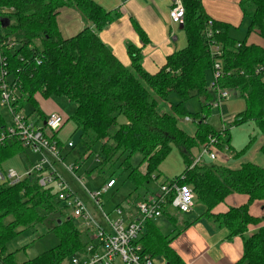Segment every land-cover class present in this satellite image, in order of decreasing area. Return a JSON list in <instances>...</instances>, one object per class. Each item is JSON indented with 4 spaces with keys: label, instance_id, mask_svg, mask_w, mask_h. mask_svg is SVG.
<instances>
[{
    "label": "trees",
    "instance_id": "trees-1",
    "mask_svg": "<svg viewBox=\"0 0 264 264\" xmlns=\"http://www.w3.org/2000/svg\"><path fill=\"white\" fill-rule=\"evenodd\" d=\"M182 1L187 46L169 55L159 72L152 74L142 66L141 49L129 44L131 64L126 67L102 41L100 34L113 16L96 1L0 0L1 41L18 43L15 50L4 45L8 72L22 90L23 106L33 104V111L43 120L46 117L39 109L37 94L63 97L76 105L71 120L82 132L87 157L100 146L97 172L111 169L114 176L118 168L136 189L145 188L161 177L162 162L172 147H177L184 171L164 183L192 186L198 203L206 208L202 217L227 229L228 240H243V256L236 264H264V217L250 211L253 203L264 202V164L244 160L256 143L255 137L250 136L248 146L237 152L228 137L229 130L222 135L207 122L214 97L207 83L213 71L211 40L205 36L207 24L212 21L214 30L219 31L212 39L223 47L225 74L219 82L237 91L245 103L244 112L230 124L253 125L261 139L259 152L264 155V0H239L243 17L249 19L247 34L263 41L258 45L229 36L231 26L213 21L201 0ZM64 9L76 11L85 22L82 31L71 38H65L58 26V15ZM134 28L145 42V33L136 25ZM174 94L180 102L171 104L169 97ZM193 97L202 100L203 114L186 111L185 104ZM167 103L168 110H164L162 105ZM189 116L195 125L192 135L180 127ZM121 117L125 122L120 123ZM3 121L0 112V125ZM65 124L66 120L60 130ZM59 133L54 138L58 139ZM210 136L220 140L214 149L217 158L222 151H229L241 161L233 168L196 163L193 150H201ZM23 153L24 149L16 144L0 147V167ZM235 194L247 197V204L221 214L212 212ZM55 196L53 189L42 188L34 178L13 187L0 186V264H67L65 261L85 250L87 236L76 228L73 219L65 218L54 221L50 229L58 238L56 247L21 262L15 253L8 252L7 244L19 236L20 228L44 222L49 215H63ZM40 211L47 216H41ZM164 214L170 218V214ZM171 221L176 222V218L171 216ZM253 226L256 229L251 231ZM144 229L139 242L150 257H162L167 264H184L173 250L172 241L186 227L176 228L174 238L163 233L156 220L146 222Z\"/></svg>",
    "mask_w": 264,
    "mask_h": 264
},
{
    "label": "built area",
    "instance_id": "built-area-1",
    "mask_svg": "<svg viewBox=\"0 0 264 264\" xmlns=\"http://www.w3.org/2000/svg\"><path fill=\"white\" fill-rule=\"evenodd\" d=\"M173 1L171 19L182 23L185 16L183 1ZM207 26L205 36L211 40L209 52L213 59L211 91L215 93L216 106H220L230 98V90L222 87L219 82L225 74L222 63L223 47L220 42L212 39L219 31L214 30L212 21ZM1 33L0 31V112L7 110L11 119H5L0 125V147L6 144L19 145L25 153H31L32 159L28 160V156L23 153V160L26 161L24 172H17L5 165L0 167V186L13 187L28 178H34L42 188L54 190L56 201L64 206L62 212H69L73 219L79 221L82 232L88 238L85 250L68 259L67 264H155L154 258L145 252L144 246L139 242L145 231V223L164 218V213H190L197 199L193 187L176 182H163L157 193L149 195L140 203L128 202L105 212L103 197L112 188L114 180L106 181L99 190L89 192L84 186V178L77 176L79 164L64 163L61 155L64 145H60V140L54 138L63 126L65 116L52 112L45 115L43 120L35 112H23V93L13 75L8 72V61L4 53V45L9 50H15L18 43L2 42ZM184 120L193 122L190 116ZM219 142L216 137L210 136L208 143L197 151L196 163H202L206 158L216 161L214 149ZM67 145L70 149L74 148L71 142ZM63 173L72 176L84 188L86 199L69 188ZM90 206H93L94 211Z\"/></svg>",
    "mask_w": 264,
    "mask_h": 264
},
{
    "label": "rangeland",
    "instance_id": "rangeland-1",
    "mask_svg": "<svg viewBox=\"0 0 264 264\" xmlns=\"http://www.w3.org/2000/svg\"><path fill=\"white\" fill-rule=\"evenodd\" d=\"M217 4L212 5L213 10L216 13L222 14L223 12L220 10ZM236 21L233 20V23H226L224 20H219L218 18L212 17L213 20L221 21L227 25L233 26L234 31H232V37L239 42L249 41L247 38V32L249 27V19L244 18L242 16V12L240 10L236 11ZM233 13V14H235ZM208 89L212 93L214 100L212 101V105L209 108V114L207 115V122L214 128L216 132H221L226 136V131L229 130L228 137L231 140V145L235 149V151L239 152L240 150L246 148L250 141V136L255 137L256 143L253 145L252 149L248 152V155L244 160H252L256 164L263 166L264 164V155L263 153L259 152L260 146V136L258 132L255 130L254 126L247 123L241 124L239 126H231L232 119L239 115L240 113L244 112L245 110V103L239 97V94L235 90L229 91V99L224 101L220 104V106H216L217 101L215 97V93L211 91V87L213 84V75L210 74L207 77ZM36 101L38 103L40 111L45 115H48L52 112H56L58 114H62L66 118L65 126L60 130L58 134V139L63 143L61 155L63 157L64 163L66 165H76L79 164V168L77 170V176L80 178H84L85 188L91 192L96 191L101 188L105 184L106 181L110 180V177L113 178L114 183L111 186L112 188L108 193L105 194L103 197L104 203V211H110L116 206H120L121 204L131 203L137 204L143 201L144 197H147L150 192H155L159 190L160 184L166 179H172L180 175L184 171V163L182 160V156H180L177 147L173 146L172 150L168 154V157L162 162L159 171L161 172V177L155 181L152 180L146 185L145 188H138L136 189L135 186L131 184V182L127 179V174L122 172L121 169L118 168L114 169L115 175H112L111 169H105L102 173L97 172L96 166L98 164L99 158V148L100 146H96L94 153H92L89 157L88 156V149L86 145L81 140V131L77 129L75 122L71 120V117L74 113L76 108L75 104L68 102L63 97H45L41 94L36 95ZM180 99L174 94L170 95L169 103L176 104L179 103ZM169 103L163 104L162 108L164 110H168ZM185 108L187 112L192 114H203L202 108V100L198 97H193L189 102L185 104ZM33 104L26 103L23 108V112L25 114H30L34 112ZM1 116L9 121L11 118L7 112V110L3 109L1 111ZM120 123L125 122V118L121 117L119 119ZM180 127H182L189 135L195 133V125L192 121H185L184 119L180 122ZM71 142L74 145V148H68L67 143ZM232 150V149H231ZM196 151H199L196 149ZM233 151V150H232ZM234 152V151H233ZM198 153V152H197ZM222 154H226L231 158L228 165L226 162L222 163L226 167L233 168L238 159L235 156L237 154H230L229 151H222L219 154L220 160ZM26 156H28V160L32 159V155L29 151H26ZM235 157V158H234ZM219 160V158H218ZM203 161L202 163H204ZM219 161L211 162L209 158L206 159L205 164H218ZM204 164V165H205ZM6 167L14 168L17 172H24L26 169V161L23 160V154H19L14 159L10 160V162L5 164ZM64 174L65 181L67 185H69L75 193H77L83 199H86V192L82 186L79 185L77 181L72 176L68 174ZM248 198L246 199L245 204H247ZM58 203V201H57ZM91 210L94 211L93 206H90ZM264 207V202L257 201L253 203L250 207L252 211L256 214V216L260 217L261 214L264 213L262 210ZM203 206L195 200V206L188 214L177 213L179 216H184L186 218H190L192 216H198L199 213L203 212ZM59 210L63 211L64 206L60 205L59 203ZM206 209L204 208V212ZM175 213V212H174ZM41 216H47L44 212L40 211ZM200 216V215H199ZM69 212L66 214L63 212V215L56 214V215H49L44 222L36 223L35 225L28 227V228H20L18 232L20 233L19 236L14 239L13 241L7 244L8 252L15 253L16 260L18 262L27 261L35 259L37 256L49 251L50 249L54 248L58 244V238L55 232L51 231V227L54 224V221L63 220L65 218H70ZM264 217V216H262ZM178 218V217H176ZM71 219H73L71 217ZM8 222H11V218H7ZM76 228L82 231V228L79 225V221L73 219ZM159 223V227L162 229L163 233H170V223L167 219L157 220V224ZM68 263V260L65 261ZM155 264H165L162 257H155L154 258ZM121 264V262H118ZM123 264V263H122Z\"/></svg>",
    "mask_w": 264,
    "mask_h": 264
},
{
    "label": "crops",
    "instance_id": "crops-1",
    "mask_svg": "<svg viewBox=\"0 0 264 264\" xmlns=\"http://www.w3.org/2000/svg\"><path fill=\"white\" fill-rule=\"evenodd\" d=\"M93 1L101 4L106 11L111 12L113 21L104 27L100 37L126 67H130L131 64V59L127 54V47L129 44L141 49L143 56L142 66L144 70L152 74L159 72V69L165 64L169 55L187 46L184 31L180 27L181 23L174 22L171 19V10L174 6L173 0ZM201 1L204 11H206L211 19L212 17H216L221 21L224 20L226 23H233V20L236 21L237 16L235 12L238 10L242 12L239 6V0ZM214 4H217L216 6L223 12L222 14L216 13V11L213 10L214 6H211ZM58 16L59 30H61L65 38H71L85 27V22L81 15L72 9L62 10ZM135 25L141 28L145 33V38L147 39L145 42L141 40L136 28H134ZM232 31H234L233 26H231L229 31V36L231 37ZM247 38L249 39L248 44H263L262 39L258 38L255 34H247ZM196 154L197 151L194 149L193 155L197 156ZM206 159L204 163H206ZM218 161V165H224L222 164L224 162L228 165L231 158L226 154H222L221 160L219 157V160L217 158L216 161L211 162L217 163ZM240 161L241 160L238 162ZM163 182L161 184H163ZM157 192L158 191L150 192L149 195H153ZM149 195H147V197ZM246 199L247 197L245 196L235 194L227 198L226 201L217 206L212 212L214 214L225 213L231 207L242 206ZM204 208L202 215L204 214ZM262 210L264 211V207H262ZM250 211L256 216L252 209H250ZM199 215L192 216L188 219L183 215L170 214V218L171 216L175 218L178 217L176 218V222H170V218L164 216L170 223L171 228V232L165 233L166 235H172L174 238L177 234V231L174 232L177 230L176 228L181 229L182 227H186V229L172 241V248L176 254L181 257L184 264H236L243 256V240L239 237L228 240L227 229L218 227L210 219L202 217L201 213H199ZM262 216H264V213L261 214L260 217ZM157 225L159 227V223ZM255 229L256 227L253 226L250 230L254 231ZM164 262L167 264L165 260Z\"/></svg>",
    "mask_w": 264,
    "mask_h": 264
},
{
    "label": "water",
    "instance_id": "water-1",
    "mask_svg": "<svg viewBox=\"0 0 264 264\" xmlns=\"http://www.w3.org/2000/svg\"><path fill=\"white\" fill-rule=\"evenodd\" d=\"M180 27L183 29L182 23L180 24ZM59 223H61V222H59Z\"/></svg>",
    "mask_w": 264,
    "mask_h": 264
}]
</instances>
